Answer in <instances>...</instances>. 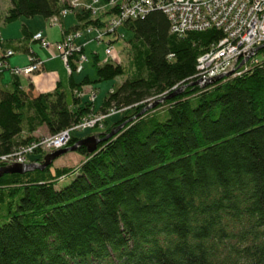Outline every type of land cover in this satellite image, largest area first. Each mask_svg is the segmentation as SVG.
I'll return each instance as SVG.
<instances>
[{"label":"trees","instance_id":"obj_1","mask_svg":"<svg viewBox=\"0 0 264 264\" xmlns=\"http://www.w3.org/2000/svg\"><path fill=\"white\" fill-rule=\"evenodd\" d=\"M100 2L79 10L64 36L96 29L99 40L121 37L122 25L133 32L127 61L94 56L96 80L127 76L100 111H122V118L106 120L110 126L96 134L125 125L93 153L79 146L77 166L55 159L0 176V264H264V47L262 59L257 54L247 67L200 86L198 57L221 31L177 34L160 9L123 18L130 0ZM72 6L11 0L0 27L21 17L55 18ZM23 31L22 45L32 34L27 24ZM3 39L0 76L11 57ZM80 54L70 57L71 74ZM90 82L75 83L72 104L61 82L39 94L32 83L27 91L17 83L0 87V156L31 143L43 127L56 136L100 114L82 99L81 85ZM81 139L72 136L68 147Z\"/></svg>","mask_w":264,"mask_h":264},{"label":"rangeland","instance_id":"obj_2","mask_svg":"<svg viewBox=\"0 0 264 264\" xmlns=\"http://www.w3.org/2000/svg\"><path fill=\"white\" fill-rule=\"evenodd\" d=\"M94 1L95 0H70V2L73 3V6L71 9H69L68 14L60 15L56 18L46 19L42 16H37L34 18L21 17L2 24L0 27V32L3 38L6 39L4 49L15 51L14 55L9 57L10 64L9 62H7L5 66H3L4 71L7 72L6 74L14 81L20 83L21 85H24V87L29 86L30 81H32L34 85L41 90V92H51L59 82H62L63 88L67 93L68 102L71 104L73 102V94L75 93V89L77 87L75 86V83L81 84L86 77H89L91 82L81 85L83 101H91L92 95H95L93 106L96 113H100L101 106L103 105L108 92L113 87L124 82L127 76L121 75L114 79L102 81L96 80L97 75L96 68L94 66L95 53H99L100 56H106L109 40L114 38L116 40L113 42L112 47L113 58L122 60V62L127 61L126 56L128 50L126 47L130 39L133 37V32L131 30H129L125 25H122L120 26L119 31L120 34H123L124 36L118 37L117 35L106 34L107 36L105 35V39L103 40L98 39L100 34L96 29L92 31H89V29H84L79 31H72L71 33H69V36L71 35L75 38V45L80 47V55L83 57L86 56L91 61L89 65H86L85 63L83 65L78 64V67L82 66L84 68L81 71L74 70L72 74L61 53H55L54 51L50 50V48L42 47L40 42L33 40L32 34L31 38L27 40V44L30 49L27 51L25 48L21 47V38L25 35L23 31L25 24H27L32 29V31H35L34 35H36L37 33H42L44 37L51 43L64 41L66 36H64L63 27L68 29L72 24L78 23L77 13L79 12V10L85 7H90L91 5L94 6L93 9L102 7L103 3L100 2V4H95ZM10 6L11 0H0V12L5 13ZM77 32L81 34V38L77 36ZM81 47H85L83 51ZM31 58L37 59V61L41 65H43L44 61H47V63L50 61V63L46 67L42 66V71H37L38 74L35 72L27 75L16 70L19 69L24 71V69L31 64ZM258 58L262 59L263 54H258ZM198 84L200 86H203V83H201V81H198ZM123 114L124 113L122 111L112 112L109 116L106 115L107 117L101 119V122L98 123L96 127H83L80 128L81 130H73L71 135L74 137L85 138L96 133H100L103 131L105 132L110 126L105 123V121L107 120L109 124H113L119 121L122 118ZM98 115L102 116L101 113ZM47 132L48 131H46L45 129L42 130L39 134L42 136L37 137L36 139L32 140V142H39L40 139L44 137L53 138ZM71 135L69 134V136ZM70 147H68L67 145L63 149ZM52 149L53 147L47 148L46 153H52ZM23 156L27 157L29 163H35L37 158H41L40 156L43 157L44 161V157L46 156V154L41 150H34L33 152L27 153L26 155L23 154ZM83 158V155L78 151L70 150L58 157L55 163L72 164L73 166H77Z\"/></svg>","mask_w":264,"mask_h":264},{"label":"built area","instance_id":"obj_3","mask_svg":"<svg viewBox=\"0 0 264 264\" xmlns=\"http://www.w3.org/2000/svg\"><path fill=\"white\" fill-rule=\"evenodd\" d=\"M98 1L95 0V2ZM130 2L123 6V18L129 15L138 17L157 8L168 16L173 33L185 34L210 28L223 33V37L198 58L197 81L203 84L216 76L237 70L241 63H247L252 50L264 44V0H130ZM68 11V9L63 10L62 15L68 14ZM80 35L77 34V36ZM33 38L38 40L42 47L53 48L61 53L70 72L73 71L70 57L75 51L81 52L80 47L74 44L73 36H67L62 42L53 43L49 42L42 33H37ZM0 40H4L1 33ZM106 53L107 56H111L112 48H107ZM6 54L11 56L14 51L8 50ZM86 61H88L86 56H80L75 62L76 70L81 71L83 67L77 65H83ZM3 64L0 61V68ZM40 65L39 62H32L24 71L16 70L29 74ZM112 112L107 115L109 116ZM105 117H107L106 114L91 116L53 138L44 137L39 142L33 141L19 152L26 155L34 150L47 152L46 149L50 147L60 149L63 147V141L68 140V135H71L73 130H81L82 127L94 128ZM15 154L2 155L0 160L7 163L13 162Z\"/></svg>","mask_w":264,"mask_h":264},{"label":"water","instance_id":"obj_4","mask_svg":"<svg viewBox=\"0 0 264 264\" xmlns=\"http://www.w3.org/2000/svg\"><path fill=\"white\" fill-rule=\"evenodd\" d=\"M263 47H264V44L262 46H260V47L255 48L254 50H252L251 53H250V57H252L255 53H258ZM234 72L235 71L232 70V71L228 72L227 74L214 77V78H212V80H210V82L213 83L215 81L221 80L225 76L231 75ZM182 89H183V87L180 88L177 92H175V94L181 92ZM157 103H158V101L156 103H154V104H151V105L147 106L146 108H144L142 110V112L139 115H142L145 111H147L151 107H154ZM124 125H125V123L121 124L117 128L111 130V132L105 134V136H103V137H101L99 134H93L91 136H88V137L82 138L81 140H78V142L74 146H72L70 148L59 149V150H57L55 152L48 153L44 157V161L42 163H29V164L15 163V164H10V165H6V166H3V167H0V176L3 175L4 173H14V172L23 173L25 171L32 170V169H35V168L44 169L45 167L49 166L55 159L60 157L62 154L66 153V152H68L70 150H77L78 147L82 146V145L87 147V150H88L89 153H93L94 151L97 150V148H98L100 143H102L105 140H107L108 138L112 137L115 133L120 131V129Z\"/></svg>","mask_w":264,"mask_h":264},{"label":"crops","instance_id":"obj_5","mask_svg":"<svg viewBox=\"0 0 264 264\" xmlns=\"http://www.w3.org/2000/svg\"><path fill=\"white\" fill-rule=\"evenodd\" d=\"M74 24H76V23H74ZM74 24H72L71 26H73ZM28 26V25H27ZM70 26V27H71ZM69 27V28H70ZM28 28H29V30H30V32H33L32 34L34 35V33H35V31H32V29L28 26ZM68 28V29H69ZM67 28H64L63 27V31L64 30H66ZM81 38V37H80ZM21 47H23V48H25L27 51H28V44H27V42H26V44H24V45H22L21 44ZM85 48V47H84ZM50 50H52V51H54L55 53H58L56 50H54L53 48L51 49L50 48ZM101 57H104V56H101ZM8 62H9V64H10V59L8 60ZM50 63V61L47 63V61H44L43 62V67L45 66H47L48 64ZM91 63V61L89 60V62L87 63H85L86 65H89ZM7 72L6 71H4L3 70V72H2V75L0 76V87H6V88H8L9 86H11L12 84H18L21 88H23L24 90H30L31 89V83L33 84V92L35 93V94H39V93H47V92H41V90L40 89H38V87H36L35 85H34V83L32 82V81H30V83H29V86H27V87H24V85H21L20 83H18V82H16V81H14L13 79H11L7 74H6ZM31 80V79H30ZM62 83V82H61ZM24 84V83H23ZM56 88V87H55ZM54 88V89H55ZM52 92V91H51ZM46 130L47 131V129L45 128V127H43V128H41V129H39L36 133H35V135L37 136V137H39V136H42V135H39L40 133H41V131L42 130ZM48 133V132H47ZM47 133H44V134H47Z\"/></svg>","mask_w":264,"mask_h":264},{"label":"bare ground","instance_id":"obj_6","mask_svg":"<svg viewBox=\"0 0 264 264\" xmlns=\"http://www.w3.org/2000/svg\"><path fill=\"white\" fill-rule=\"evenodd\" d=\"M119 2V1H118ZM12 8V7H11ZM77 9V8H76ZM75 10V9H74ZM74 12V11H73ZM141 18V17H140ZM109 19V18H108ZM137 20V19H136ZM95 32V31H94ZM105 35V34H104ZM103 35V37H105ZM107 36V35H106ZM109 37V36H108ZM102 38V37H101ZM103 39V38H102ZM105 39V38H104ZM109 40V39H108ZM105 41V40H104ZM110 41V40H109ZM78 42V41H77ZM80 43H81V41H80ZM113 44V43H112ZM107 45V44H106ZM109 48V47H108ZM32 55V54H31ZM199 58V57H198ZM102 59V58H101ZM87 63L89 62V61H86ZM41 68V67H40ZM44 70V69H43ZM38 71V70H37ZM42 71V70H41ZM37 73V72H36ZM38 74V73H37ZM77 95V94H76ZM80 96V95H79ZM83 99V98H82ZM95 101V95L93 96V101L92 102H94ZM107 115V114H106ZM83 128V127H82ZM63 132H65V131H63ZM52 137H54V136H52ZM72 139V136H69L68 135V140L66 139L65 141H63V147L62 148H64V147H66L67 145H69V142H70V140ZM28 145H30V144H28ZM28 145H26V146H28ZM26 146H23L21 149H23V148H25ZM20 149V150H21ZM19 150V151H20ZM53 152H55V151H57V149L55 148V147H53ZM19 151H17L16 152V154H15V156H13V162H10V163H7V162H4V161H1L3 164H5V165H10V164H15V163H22V164H29V162H28V160L26 159V157L25 156H23V154H25V153H23V152H19ZM67 153V152H66ZM65 154V153H64ZM63 155V154H62ZM17 161V162H16Z\"/></svg>","mask_w":264,"mask_h":264}]
</instances>
